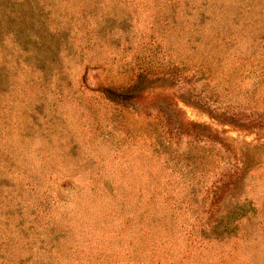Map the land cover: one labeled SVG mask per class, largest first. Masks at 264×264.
I'll return each instance as SVG.
<instances>
[{
    "label": "rangeland",
    "instance_id": "1",
    "mask_svg": "<svg viewBox=\"0 0 264 264\" xmlns=\"http://www.w3.org/2000/svg\"><path fill=\"white\" fill-rule=\"evenodd\" d=\"M0 264H264V0H0Z\"/></svg>",
    "mask_w": 264,
    "mask_h": 264
}]
</instances>
